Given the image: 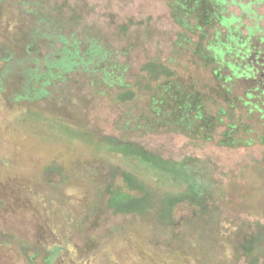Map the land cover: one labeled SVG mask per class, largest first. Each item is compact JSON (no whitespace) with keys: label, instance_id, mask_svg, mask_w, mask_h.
Segmentation results:
<instances>
[{"label":"rangeland","instance_id":"rangeland-1","mask_svg":"<svg viewBox=\"0 0 264 264\" xmlns=\"http://www.w3.org/2000/svg\"><path fill=\"white\" fill-rule=\"evenodd\" d=\"M195 2L0 0V264L249 263L242 239L264 240V1L227 6L243 16L231 39ZM151 61L174 75L151 81ZM108 137L196 162L212 197L176 204L170 225L115 213L105 187L124 171L180 186Z\"/></svg>","mask_w":264,"mask_h":264},{"label":"trees","instance_id":"trees-1","mask_svg":"<svg viewBox=\"0 0 264 264\" xmlns=\"http://www.w3.org/2000/svg\"><path fill=\"white\" fill-rule=\"evenodd\" d=\"M262 1L264 0H249L247 3H244L242 0H196L195 4L197 7L196 10H199L203 2L208 4L209 8H206L207 13L211 12L216 15L220 20L221 26L225 27L231 33L228 37V39H231L240 34L243 16H237L234 13L230 15L225 14L228 12L227 6L229 4L239 5L243 13L250 16L254 14L253 6L255 2ZM250 35H253V30H251ZM247 42L248 40H245L241 44L246 46ZM226 45L228 48H231L229 43H226ZM249 46H251L250 43ZM213 50L217 59L223 60L225 58V52L222 48L220 49L216 46ZM229 50H232V48ZM89 52L92 53V57L93 55L97 56L98 53L101 52V47H91ZM72 57L69 56L68 59L70 66L74 64V61H71V59L76 57L75 54H73ZM91 61H94V59L91 58L87 64L91 63ZM66 63L68 62L62 60V64ZM69 65L67 66L68 68L70 67ZM229 66L235 70L238 69V67L233 64H229ZM144 69H146L151 81L160 80L163 76L171 77L174 75L170 67L157 61L148 62ZM104 79L106 82L110 78L109 76H105ZM116 84L121 88L118 93L119 100L126 101L135 97V91L133 89L129 88L125 90L129 84H127L122 77H119ZM182 120L184 121L185 117H182ZM262 141L264 143V137H262ZM106 145L111 150H118L125 155L139 158L140 162L149 164L161 174L170 176V178L180 186L178 191L163 192L159 188L157 189L156 186L147 184V182L136 173L124 171L123 187L116 186L113 182L105 187V192L108 195L107 207L113 209L115 213L145 214L153 210L160 223L170 225L174 222L173 212L176 204L189 201L192 204L204 207L208 203V199L213 195L210 178L194 161L167 159L158 154L144 150L136 143H128L112 137L107 138ZM263 241V236L260 232L259 234H251L242 239L240 246L245 253L251 257L248 264H259L261 262ZM50 259L49 257V260Z\"/></svg>","mask_w":264,"mask_h":264},{"label":"flooded vegetation","instance_id":"flooded-vegetation-1","mask_svg":"<svg viewBox=\"0 0 264 264\" xmlns=\"http://www.w3.org/2000/svg\"><path fill=\"white\" fill-rule=\"evenodd\" d=\"M261 53V51L259 52V54ZM264 75V74H263Z\"/></svg>","mask_w":264,"mask_h":264}]
</instances>
